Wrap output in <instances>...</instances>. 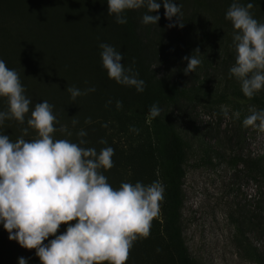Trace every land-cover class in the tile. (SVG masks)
Here are the masks:
<instances>
[{
  "label": "trees",
  "instance_id": "obj_1",
  "mask_svg": "<svg viewBox=\"0 0 264 264\" xmlns=\"http://www.w3.org/2000/svg\"><path fill=\"white\" fill-rule=\"evenodd\" d=\"M193 1L195 11L196 7L203 8L211 17L208 32L223 31L232 42L234 29L231 21L225 19L232 0ZM240 2L245 5L252 3V15L264 22V0ZM126 16V24L116 23L115 16L108 15L107 0H0V59L19 73L25 94L32 101L30 109L44 100L54 105L60 124L67 125L72 132V136L66 139L78 143L76 133L83 128L87 132L84 137L87 143L83 147L95 148L97 152L107 146L114 149V166L107 171L101 169L113 188L120 184L115 165L122 157L118 156L119 151L109 141L105 130L113 120L125 130L136 125L145 126L143 135L146 139L132 148L125 162L133 167L131 180H140V169L146 168L147 180L155 176L161 181L165 186V198L161 203L160 219L152 221L147 238L134 243L126 264H199L188 252L180 226L185 142L170 118L168 108L192 98L208 105L225 101L258 110L264 108V91L252 99L244 97L239 81L229 77V64L225 71V82L231 86L229 93L211 92L203 82L182 87L165 75L158 76L151 68L150 53L138 33L134 10H129ZM100 43L112 45L123 53L122 63L132 67L145 81L144 92L139 93L134 87L117 84L108 78L102 67ZM225 51L228 60L235 58L232 43L225 45ZM70 86L81 90L95 87L96 90L73 101L66 91ZM117 100L123 104L120 109L116 108ZM153 104H158L161 109L156 118L149 116V107ZM0 110H7L4 98H0ZM88 118L92 122L85 124ZM73 120L79 122L75 127ZM24 126L15 120H5L0 132L15 141V132L20 136ZM28 137L36 138L35 130L30 129L25 139ZM65 137L63 133H55L56 139ZM101 139L107 144H101ZM137 156L141 160L135 162ZM242 164L246 174L264 183L263 156H246ZM256 216L262 218L258 214ZM66 227L61 224L57 235ZM8 235L0 225V264H18L20 257L28 259L29 264H40L35 249L21 247L15 240H9Z\"/></svg>",
  "mask_w": 264,
  "mask_h": 264
},
{
  "label": "clouds",
  "instance_id": "obj_2",
  "mask_svg": "<svg viewBox=\"0 0 264 264\" xmlns=\"http://www.w3.org/2000/svg\"><path fill=\"white\" fill-rule=\"evenodd\" d=\"M161 3L165 18L172 21L176 17L178 22L168 27L182 28V5L176 0H107V12L123 25L129 10L144 8L142 23L157 25L161 17L153 13H158ZM252 8L250 2L245 5L232 0L225 14L234 29L235 62L229 77L239 81L248 99L264 91V22L254 18ZM99 48L109 79L144 92L145 81L122 63V52L106 43H100ZM199 56L196 49L190 57H184L188 61L185 75L196 71L201 63ZM95 90L66 88L73 101ZM25 93L19 73L0 59V98L7 102V110H0V127L5 120L26 125L15 141L0 132V225L8 232L9 240L25 249H35L40 264H126L134 243L150 235L152 221L161 212L165 186L156 180L150 184L122 182L119 188H113L101 169L107 171L114 166V149L107 146L97 152L83 147L87 143L83 128L76 133L78 143L56 139L57 132L68 137L72 132L60 124L54 105L44 100L30 109L32 101ZM122 107L117 100L116 108ZM160 112L158 104L149 107L151 118ZM234 115L240 118V112ZM91 122L90 118L85 120V124ZM77 123L73 120V127ZM242 126L264 133V108L250 109ZM30 129L35 130L36 138L25 139ZM130 130L139 132L136 128ZM99 142L107 144L104 139ZM61 224L67 225L66 230L57 235ZM50 236L53 238L49 240ZM18 264L29 261L20 257Z\"/></svg>",
  "mask_w": 264,
  "mask_h": 264
},
{
  "label": "rangeland",
  "instance_id": "obj_3",
  "mask_svg": "<svg viewBox=\"0 0 264 264\" xmlns=\"http://www.w3.org/2000/svg\"><path fill=\"white\" fill-rule=\"evenodd\" d=\"M176 2L182 5V28L168 27L178 22L176 17L172 21L165 18L162 3L158 13H153L161 17L157 25L142 23L146 9L134 10L151 68L182 87L203 82L211 92H231L225 71L235 58H226L225 45L232 42L223 31L208 32L211 17L203 8L196 7L195 11L193 0ZM196 49L201 63L195 72L185 75L188 61L184 57H190ZM250 109L255 108L225 101L208 105L192 98L168 108L185 142L180 226L187 250L199 264H264V183L246 174L242 164L246 156L264 158V133L242 126ZM235 112H240L239 119ZM135 128L138 133L125 130L113 120L105 130L122 157L115 165L120 179L116 188L122 182L150 184L157 179L153 176L147 180L146 168H141L142 178L131 180L133 167L125 157L146 139L145 126ZM15 134L18 138L19 133ZM137 160L141 158L137 156Z\"/></svg>",
  "mask_w": 264,
  "mask_h": 264
}]
</instances>
